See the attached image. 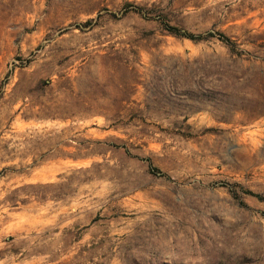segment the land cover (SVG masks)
Returning <instances> with one entry per match:
<instances>
[{"label":"rangeland","instance_id":"374dc122","mask_svg":"<svg viewBox=\"0 0 264 264\" xmlns=\"http://www.w3.org/2000/svg\"><path fill=\"white\" fill-rule=\"evenodd\" d=\"M0 264H264V0H0Z\"/></svg>","mask_w":264,"mask_h":264},{"label":"trees","instance_id":"16d2710c","mask_svg":"<svg viewBox=\"0 0 264 264\" xmlns=\"http://www.w3.org/2000/svg\"><path fill=\"white\" fill-rule=\"evenodd\" d=\"M167 30L169 31V33L173 34L174 36H177V37H185V38H188V39H191L193 41H198V40H201V39H204L208 36H213L214 33L212 32H208L206 34H194V33H191V32H187V31H180L178 28L174 27V26H170V27H166ZM219 38L224 42V43H229L228 41V38L225 37L224 35H219ZM151 170L152 171H159L157 168L156 169H153V167H151ZM250 192V191H248Z\"/></svg>","mask_w":264,"mask_h":264}]
</instances>
